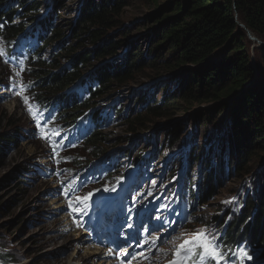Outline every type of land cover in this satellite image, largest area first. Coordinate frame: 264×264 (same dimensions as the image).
Listing matches in <instances>:
<instances>
[{"label":"trees","instance_id":"1","mask_svg":"<svg viewBox=\"0 0 264 264\" xmlns=\"http://www.w3.org/2000/svg\"><path fill=\"white\" fill-rule=\"evenodd\" d=\"M130 1L82 0L72 9L52 0L48 12L40 17L38 12L46 9L41 2L0 0V40L8 53V44L37 45L33 54L27 51L22 75L31 79L39 101L56 97L66 101L79 95H64L73 86L90 83V97L60 115L66 124L82 115H92L100 128L75 152L74 166L79 169L80 166L88 168L83 162L85 159L79 155L86 154L88 158L98 155L106 142L102 123L97 117L106 112L101 100L116 93L111 87L113 82L134 81L143 69L167 74L163 82L168 86L163 88L164 94L158 103L140 97L141 109L131 118L124 110L115 111L128 132L135 133L158 119H170L177 111L198 104H212L205 122H209L212 115L225 114L221 118L227 117L228 127L217 145L220 152L218 167H215L212 151L208 148L200 157L202 177L198 179L196 189L189 190L190 197L198 205H209L218 185L217 172L225 176L245 174L248 187L245 195L239 197L242 207L228 216L229 225L221 231L223 235L219 241L228 247L241 242L252 248L264 247V45L258 46L262 53L259 65L245 44L244 31L245 28L264 41V0H137L151 11L141 20L142 25L151 29L146 41L148 48L143 52L138 45L131 50L132 44L127 39L131 26L122 24L123 12L132 4ZM76 9V27L70 26L71 32L77 30L73 35V47L67 30L60 28V14L66 15ZM119 26L121 29L116 34L114 29ZM37 29L41 34L35 32ZM51 43L57 57H67L65 62L48 58ZM122 50L127 56L125 63H110L98 70L96 67L87 69L91 60L112 61ZM92 82L97 84L94 91ZM5 117L0 115V162L18 145L12 134L21 137L18 132L12 133L15 122ZM166 137V148H176L180 138L178 132L168 131ZM119 151L129 157V150L122 148ZM191 153L192 150L189 164L197 160V153ZM110 155L112 153L102 149L103 158L94 157L102 162ZM178 161V157L173 159L174 166ZM204 162H208L207 168L203 166ZM194 218L200 225L206 224L205 218L197 214ZM209 219L210 226L220 221L216 215ZM261 255L264 258V253Z\"/></svg>","mask_w":264,"mask_h":264},{"label":"rangeland","instance_id":"2","mask_svg":"<svg viewBox=\"0 0 264 264\" xmlns=\"http://www.w3.org/2000/svg\"><path fill=\"white\" fill-rule=\"evenodd\" d=\"M34 1L41 2L46 8L38 12V15L43 17L48 12V6L52 0ZM58 1L66 8L73 9V6L82 0ZM130 2L132 4L123 12L122 24L131 26L127 37L132 44L131 50L135 49L134 45H138L139 50L143 52L148 48L146 41L151 29L150 26L147 28L144 24L142 25L141 20L151 11L147 5L144 6L137 0ZM76 17L77 9L71 10L66 15L60 14L62 19L60 28L67 30L70 36L69 42L73 43V47H75L73 35L77 30L71 32L70 26L76 27L74 25ZM239 26L242 27L241 24ZM120 29L119 26L114 29V32L119 34ZM244 31L245 44L252 58L260 65L262 53L258 46H263L264 41L245 28ZM248 31L259 43L248 37ZM35 32L41 34L40 29ZM118 38L121 37L118 36ZM53 46L54 44L51 43L49 48ZM123 50L118 51L116 58L112 61L106 59L93 62L91 60L87 69L96 67L98 70L109 66L110 63H117V65L125 63L127 56ZM47 52L48 58H56L61 60V63L67 58L57 57L58 53H55L53 48ZM82 70L88 72L85 68ZM166 76L165 73L155 74L149 69H143L135 76L134 81L124 84L113 82L111 87L116 93L101 100V104L104 107V104H108V107L113 105L115 111L124 110L131 118L135 111L138 112L141 109L140 97L147 98L148 102L160 101L164 94L163 90L168 86L166 82H163ZM23 79H26L27 83L32 82L29 77H21L19 70L0 55V115L9 117L15 122L12 133L21 134V137L18 134H12L16 137L18 145L0 162V256L3 258L0 264H96L102 258L107 261V264H131L132 260L128 255H124L128 253L126 249H129L131 253L135 251L138 261L143 262L149 256L163 254L165 250L175 252L179 244L197 232L206 233V229L209 230L211 224L209 216L216 215L220 218L217 227L223 224L229 225L228 216L241 209L242 202L239 197L245 195L248 187V178L245 174L225 176L219 172L216 173L218 185L215 187L209 205L198 206L193 212L206 219V224L203 226H199L192 213H187L184 224L175 221L174 212H182L181 205L186 208L188 205L181 203L179 199H176V203L173 204L169 197L166 201L165 195L162 194V190H176L180 187L183 194L188 196L189 190H195L198 179L202 177L199 160L207 153L208 148L212 151L215 167H218L220 152L217 145L223 138L222 134L228 127V121L227 117L221 118L225 115L222 114L215 117L212 115L210 121L205 122V116L209 115L208 109L212 107V104L205 103L177 111L176 115L170 119H158L135 133L128 132L126 125H123L119 116L112 110V114H109L107 121L104 122L106 128L104 127L102 131L106 135V142L103 143L102 149L118 155L119 171L103 183L85 184L77 192L72 191L67 196L59 185L60 177L56 168L63 167L67 176L71 175L70 161L60 158L58 166L56 165L51 147L55 145V138L59 136V133L53 132L54 134L50 136L41 131L42 127L37 126L40 123L36 122L37 115L31 103L38 99L35 97L34 88H29L26 94L23 92ZM168 131H176L180 135L177 147L174 149L166 148L165 140H167ZM122 148L129 150L128 158L121 159L124 154L119 150ZM79 149L80 146L70 148L67 154L72 158ZM102 149L98 155L94 156L103 158ZM191 150V155L193 152L197 153L195 157L197 160L189 164ZM79 156L85 159L83 162L86 165H92L93 168L99 167V158L96 159L92 155L88 158L86 154ZM175 157H178L179 161L174 166ZM207 165L208 162H204L203 166L207 168ZM137 166H141L137 177L141 174L143 177L134 181L128 193L131 198H134V195L137 196V191L144 192V196L140 195L136 202L132 201L134 213L137 212L140 220L134 221L127 210L124 211L121 219H116L115 212L110 213L108 207L101 210V216H98L95 221L89 217L92 199L99 197L101 207L108 199L112 202L114 194ZM82 168L80 166V171L83 172ZM73 169H76V166H73ZM126 170L131 171H128L127 176L124 177L123 172L126 173ZM172 170L173 173L169 174ZM106 188L109 190L106 191ZM90 192L93 195L84 201L83 198ZM169 194L173 195V193ZM118 195L120 196V193ZM59 203L62 207L58 209L53 207ZM66 221L70 227L62 230L61 226ZM96 221H98L97 225ZM84 228L88 229L90 235L97 234L98 240H93L92 236L87 237L89 241L84 239L87 243H83L82 246L77 243L75 234L84 232ZM83 235L86 238L85 234ZM103 242L113 243L116 246L115 253H109L107 256L108 253L104 252L101 257L88 258L85 254L86 248L93 250L96 244ZM120 250L123 253L120 254ZM243 250L239 251V255L244 252L246 256L240 255L238 264H264L259 259L263 257L261 255L264 253L263 245L260 248ZM182 255L185 264H188L190 259L184 253ZM170 257L172 256L168 253V259H171ZM121 258L124 261H120ZM202 260L204 261L205 257Z\"/></svg>","mask_w":264,"mask_h":264},{"label":"bare ground","instance_id":"3","mask_svg":"<svg viewBox=\"0 0 264 264\" xmlns=\"http://www.w3.org/2000/svg\"><path fill=\"white\" fill-rule=\"evenodd\" d=\"M237 25L239 26L240 24H237ZM67 140L70 141L72 139H67ZM169 193H173V195H171ZM162 194L165 195L166 201L168 200V197H169L172 200L173 204L176 203L175 202L176 199H179L180 202L183 203V204L191 202L189 208H186L185 206L181 205L183 211L182 212H179V211H175L174 212L175 213V218H174L175 221H179L180 223L184 224L187 213L190 210H192L194 208V206H196V204H197L193 199H191L190 192L188 193V196H185L183 194V192L181 191V188L178 187V188H176V190H171V192L167 191L166 189L162 190ZM98 199H99V197H97L95 200L92 199L93 200L92 204L95 205L97 203ZM197 206L203 207L202 205H198V204H197ZM53 207L58 209V208L62 207V205H60V203H59V204H57L56 206H53ZM125 210L129 211V215H133L132 209L128 205L124 204L122 206V209L120 211H117L116 219H121ZM193 212H191V213H192V215L194 217L196 213L193 214ZM170 215H172V214H170ZM60 219H62V218H60ZM200 226H203V225H200ZM61 227H62V230H66L67 227H70V225H68L67 221H66L64 224H62ZM83 230H84V232L80 231L79 233L75 234L76 235L75 238L77 240V243H80L81 246H82L83 243H87V242H85L84 239H87L89 241V239L87 237H92L93 236L94 237L93 240H98L97 239L98 238L97 234L93 233L92 235H90V232H88L87 228H84ZM86 232H88V233H86ZM83 234H85L86 238L84 237ZM103 249L104 248L102 247V245L98 244V245H96L94 247L93 250H89L88 248H86L85 254L87 255L88 258H90L92 256L93 257H96V256L101 257L104 252L115 253L116 246L114 245L113 247H110L109 249H106L104 251H103ZM125 251L128 252V257L132 260L131 264H168V262L171 261L174 258L173 257V253L174 252H169L168 250H165L163 254H155L154 256H149L148 258L145 259V261L141 262V261H138L135 251H133L132 253L129 251V249H126ZM121 253H123L122 250H120V254ZM168 253L172 256V257H170L171 259H168ZM96 254H98V255H96ZM110 255H112V254H110ZM259 259L264 261L263 257H260ZM96 264H107V261L103 260V258H102Z\"/></svg>","mask_w":264,"mask_h":264},{"label":"snow or ice","instance_id":"4","mask_svg":"<svg viewBox=\"0 0 264 264\" xmlns=\"http://www.w3.org/2000/svg\"><path fill=\"white\" fill-rule=\"evenodd\" d=\"M0 55H3V53L0 52ZM29 111H31V108H29ZM105 190L107 191L109 189L106 188ZM92 195V192L88 193V195L83 198L84 201H87ZM129 227H132V225H129ZM189 246L198 249V254L201 257L210 258L215 261L216 264H223V254L216 247V242L214 238L210 237L204 232H197L191 238L186 239L181 244H179L176 247L175 252L173 253L174 258L169 261L168 264H185V260L182 253L190 252L192 248ZM124 255H128V253H125ZM240 255L244 257L246 256V253L241 252Z\"/></svg>","mask_w":264,"mask_h":264},{"label":"water","instance_id":"5","mask_svg":"<svg viewBox=\"0 0 264 264\" xmlns=\"http://www.w3.org/2000/svg\"><path fill=\"white\" fill-rule=\"evenodd\" d=\"M243 27V25H241ZM248 37L251 39V40H254L256 41L257 39L255 38L254 35H252L249 31H248ZM257 42L259 43V41L257 40Z\"/></svg>","mask_w":264,"mask_h":264},{"label":"built area","instance_id":"6","mask_svg":"<svg viewBox=\"0 0 264 264\" xmlns=\"http://www.w3.org/2000/svg\"><path fill=\"white\" fill-rule=\"evenodd\" d=\"M236 23H237V24H241L238 20H236Z\"/></svg>","mask_w":264,"mask_h":264}]
</instances>
